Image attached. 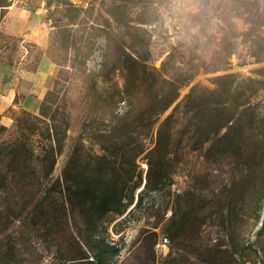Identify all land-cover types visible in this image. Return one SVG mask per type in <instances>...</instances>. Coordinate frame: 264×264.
<instances>
[{"label": "rangeland", "instance_id": "374dc122", "mask_svg": "<svg viewBox=\"0 0 264 264\" xmlns=\"http://www.w3.org/2000/svg\"><path fill=\"white\" fill-rule=\"evenodd\" d=\"M12 3L47 41L0 57L55 71L0 124V264H264V0Z\"/></svg>", "mask_w": 264, "mask_h": 264}, {"label": "crops", "instance_id": "0c3cea01", "mask_svg": "<svg viewBox=\"0 0 264 264\" xmlns=\"http://www.w3.org/2000/svg\"><path fill=\"white\" fill-rule=\"evenodd\" d=\"M3 11V12H1ZM3 13V14H2ZM29 11L16 3L0 8V32L19 43L32 44L45 49L47 32L38 16L30 19ZM30 63L29 51H25L16 62L0 57V124L9 121V114L15 109L35 110L53 81L55 68L45 55H40L34 69L25 66Z\"/></svg>", "mask_w": 264, "mask_h": 264}, {"label": "trees", "instance_id": "16d2710c", "mask_svg": "<svg viewBox=\"0 0 264 264\" xmlns=\"http://www.w3.org/2000/svg\"><path fill=\"white\" fill-rule=\"evenodd\" d=\"M210 103H212L211 100H209V101L207 102L208 105H209ZM213 103H214V102H213ZM165 105H166V102H165V104H163L160 108H159L158 106H154V108L151 109V113H150V115H151V114H152V115H155V113L158 112L159 110L163 109V108L165 107ZM233 108L236 109L237 106H234ZM240 115H241V114L238 113V114H235V116H231V117H230V120H226V124L230 121V122H232V123H235L236 126H237V128H242V125H243V126H246V127H245L246 130H252V129H254V125L257 123V121H256V119H255L253 113L247 115L246 112H245V113H243V115H241V117H240ZM214 116H215V115H214L213 113H211V111H210V112L205 111V112L201 115V117H200V118H201V119H200L201 124H202V125L204 124L205 126H208L209 128L212 129V127L208 125L207 121L212 122V120H213L212 118H214ZM223 122H224V121H223ZM222 124H223V123H222ZM224 125H225V124H224ZM203 128H204V127H202L201 130H202ZM207 138H208V137L205 136V138H203V139L201 140V142H202V143L207 142V141H208ZM161 141H162V142H165L164 139H163V133H162V131L159 130V132H158V144H159V146H160ZM239 143H240V146H236L235 149H234V151H232V152H233V153H236L238 156L241 157V154H242V153L244 154V151L246 152V151H249V150H247L246 145H242V142H241L240 140H239ZM161 146H162V145H161ZM163 146H164V147L167 146V142L164 143ZM241 146H242V150H241ZM252 154L254 155V153H252ZM246 157H247V156H246ZM248 158H249V157H248ZM254 163H255L256 165H258L256 162H253V161H251V162L249 163V165L247 164V162H243L242 165H243V166H247V165H248V167L251 165V166L253 167ZM19 178H20L19 181H23V180H22V179H23V174H20ZM101 190H103V191L106 192V193H105V194H106V198L109 197L110 199H114V200H110V199H109L110 201H107V205H108V206H106V207H108V208H106V209L109 210L110 207H111L112 205H115V201H116L115 199H117V198H116V194L114 193L113 190H109V189H107L106 187L101 188ZM95 191H96V192H95ZM95 191H92V190L87 191V192H88V195H89V196L91 195V198H90L91 203H94V202L96 201L97 197H98V196H97L98 190L95 189ZM112 201H113V202H112ZM111 203H112V204H111ZM110 205H111V206H110ZM113 210H114V208H113ZM93 223H94V225H95V222H93Z\"/></svg>", "mask_w": 264, "mask_h": 264}, {"label": "water", "instance_id": "95a60500", "mask_svg": "<svg viewBox=\"0 0 264 264\" xmlns=\"http://www.w3.org/2000/svg\"><path fill=\"white\" fill-rule=\"evenodd\" d=\"M145 183V182H144Z\"/></svg>", "mask_w": 264, "mask_h": 264}]
</instances>
